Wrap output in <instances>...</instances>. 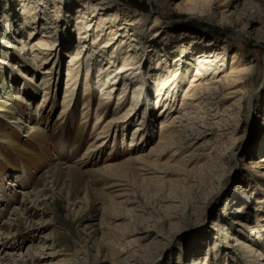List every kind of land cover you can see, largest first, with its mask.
<instances>
[{"label":"rangeland","instance_id":"obj_1","mask_svg":"<svg viewBox=\"0 0 264 264\" xmlns=\"http://www.w3.org/2000/svg\"><path fill=\"white\" fill-rule=\"evenodd\" d=\"M74 1L64 0L62 11ZM185 1L113 0L121 10L119 24L138 19V38L160 34L146 59H134L139 77L122 99L120 111L142 86L138 111L120 131L109 127L103 145L92 150L120 90L112 91L97 125L101 82L97 62L87 60L91 65L75 73L74 100L61 113L79 17L64 13L60 41L49 46L41 65L22 50V42L43 40L40 25L29 31L32 19L23 16L22 0H0V264H264V40L209 21L208 0L196 8ZM246 1L264 14V0ZM209 4L221 17L243 0ZM210 39L227 40V70L235 52L253 66L249 79L221 90L236 89L212 111L203 139L186 151L199 153L197 160L160 156L161 111H176L197 51ZM179 58L178 88L157 104L153 81L170 75L167 59L175 68ZM225 107L231 110L219 119ZM132 155L143 158L127 161Z\"/></svg>","mask_w":264,"mask_h":264},{"label":"bare ground","instance_id":"obj_2","mask_svg":"<svg viewBox=\"0 0 264 264\" xmlns=\"http://www.w3.org/2000/svg\"><path fill=\"white\" fill-rule=\"evenodd\" d=\"M186 1L189 2L191 8H196L203 0ZM208 2L212 4V0H208ZM63 3L64 0H22L21 12L23 16L32 19L27 25L29 26V31L36 29L40 25L39 28L42 29V34L39 37H43V40L40 39L41 41L24 42L25 44L22 42V50L32 60L38 63L45 62L44 60L48 58L49 46L51 45L52 47V45L54 46L60 41L58 39L62 32L61 24L65 20L64 16H70L69 12L72 11L77 14L79 17L76 25L79 33L77 38L78 50L71 56L68 62L70 74L68 75L67 85L64 89L63 100L61 99V106L65 107L61 113L66 111L74 100V94L79 89V84H77L79 82L76 81L75 73H78L82 66L89 67L91 65L87 60L92 61L93 59V61L97 62L96 79L97 82H101L102 94L99 97L95 119L97 120V125L100 123L101 117H103L102 113L105 111L104 108H106L107 102L111 99L112 91L120 90L115 107H113L114 109L112 111L107 110L110 117L104 121L100 128L101 130L94 138L92 150H96L103 145L105 138L110 135L108 131L109 127L113 128L115 126L116 131L121 129V125L126 127L129 119L131 120L135 114L132 110L138 111L141 105L137 107L138 100L145 95L142 86L134 88L131 95V106L126 110L120 111L122 99L126 96L128 87L133 86L135 80L139 77V72L137 71V67L139 66L134 65V59L138 55H141V58L143 57L144 59L150 55L148 51L151 50L150 47L152 45L150 46L149 44L156 41L160 31L148 32L145 36L143 35L145 40L144 38H138L140 34L137 26L138 19L132 18L126 20L123 24H119L121 10L118 7L119 3H115L113 0H75L71 3L69 12L66 13L62 11L61 6ZM209 3V10L211 9V13L208 12L207 15L209 21L219 26L225 22L229 23L234 28L237 36L244 35L257 38L259 41L264 40V14L258 11L254 3L243 0V5H239L240 7H237L234 11L230 12L228 10L229 12L222 13L221 17L217 15L216 9L218 8H214V5L210 6ZM156 24L154 22V25ZM30 26L33 27L30 28ZM119 37H122L121 43H119L121 46L117 44ZM206 42L202 46V49L197 51L194 72L187 81L184 91H182L179 105L177 104L174 108L176 111L172 114H170V110L167 112L165 110L161 111L164 119L160 121L158 126L160 134L158 148L163 150L160 156L171 153L169 159L179 156L181 160H185L184 162L197 160L199 153L186 151L203 139L204 135L208 132L206 129L210 130V127H212L210 125V117L213 116L212 111H215L216 106L218 107L223 98L227 96L233 97L234 95L229 94L233 93L236 89L222 92L221 90L223 88L228 89L229 87L236 88L238 85L246 83V80L249 79V70L253 66L240 60V54L237 52L232 55L231 65L227 70V52L230 48L227 40L218 43L215 39H210ZM191 43L195 44V41ZM124 45H127L129 48L124 53H120L118 49H122ZM113 47L114 50L108 56L107 52H110ZM82 52H84V59L83 55H80ZM106 61L107 63L103 66L102 63ZM118 61L121 62V65L113 68ZM166 61L165 69H167L170 75L163 76L162 80L156 81L154 79L153 81L156 88L157 104L167 99L168 96H172L178 88L176 82H178L179 69L183 60L179 58L178 63L175 65L176 69L170 65L168 59ZM240 61L241 63L238 64ZM158 64H160V61ZM155 71L157 72V70ZM102 75L106 76L104 82L101 81ZM84 91L87 95L91 93L89 89H85ZM233 104L234 102L232 101L231 105ZM172 106L173 104H171ZM228 109L230 107L223 108L216 116H224ZM143 124L140 121L133 128V141L136 133H140ZM215 128L218 127L215 126ZM138 147V143H134L132 150H136ZM142 158V155H132L129 156L127 161L136 163ZM237 223L239 226H248V224L241 220ZM248 227L254 231L252 226ZM231 239L236 240V237L232 236Z\"/></svg>","mask_w":264,"mask_h":264}]
</instances>
